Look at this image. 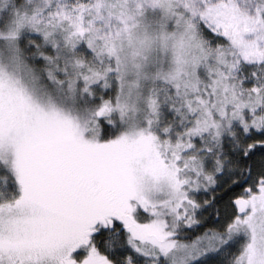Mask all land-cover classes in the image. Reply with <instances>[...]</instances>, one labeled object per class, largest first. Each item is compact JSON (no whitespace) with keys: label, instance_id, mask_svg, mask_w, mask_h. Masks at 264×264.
I'll return each instance as SVG.
<instances>
[{"label":"snow or ice","instance_id":"obj_1","mask_svg":"<svg viewBox=\"0 0 264 264\" xmlns=\"http://www.w3.org/2000/svg\"><path fill=\"white\" fill-rule=\"evenodd\" d=\"M0 264H264V0H0Z\"/></svg>","mask_w":264,"mask_h":264}]
</instances>
